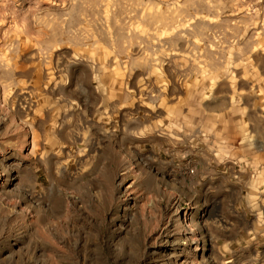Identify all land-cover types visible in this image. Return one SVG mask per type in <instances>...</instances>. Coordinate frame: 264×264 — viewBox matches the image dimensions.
I'll use <instances>...</instances> for the list:
<instances>
[{
	"label": "rangeland",
	"instance_id": "rangeland-1",
	"mask_svg": "<svg viewBox=\"0 0 264 264\" xmlns=\"http://www.w3.org/2000/svg\"><path fill=\"white\" fill-rule=\"evenodd\" d=\"M0 264H264V0H0Z\"/></svg>",
	"mask_w": 264,
	"mask_h": 264
},
{
	"label": "bare ground",
	"instance_id": "bare-ground-1",
	"mask_svg": "<svg viewBox=\"0 0 264 264\" xmlns=\"http://www.w3.org/2000/svg\"><path fill=\"white\" fill-rule=\"evenodd\" d=\"M244 135H246V134H244Z\"/></svg>",
	"mask_w": 264,
	"mask_h": 264
}]
</instances>
